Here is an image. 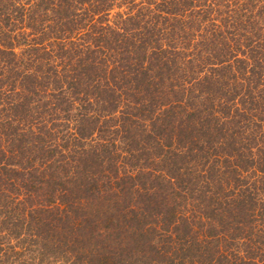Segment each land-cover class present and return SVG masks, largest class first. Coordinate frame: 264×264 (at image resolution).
Returning <instances> with one entry per match:
<instances>
[{"label":"trees","instance_id":"1","mask_svg":"<svg viewBox=\"0 0 264 264\" xmlns=\"http://www.w3.org/2000/svg\"><path fill=\"white\" fill-rule=\"evenodd\" d=\"M0 264H264V0H0Z\"/></svg>","mask_w":264,"mask_h":264}]
</instances>
